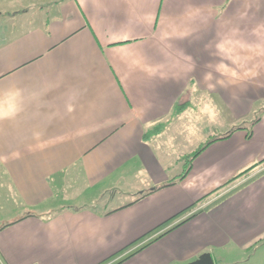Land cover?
<instances>
[{
    "label": "crops",
    "instance_id": "1",
    "mask_svg": "<svg viewBox=\"0 0 264 264\" xmlns=\"http://www.w3.org/2000/svg\"><path fill=\"white\" fill-rule=\"evenodd\" d=\"M256 77L264 0H0V213L19 212L0 215L12 222L0 264L250 263L264 252V162L222 207L161 224L264 158V114L250 137L213 138L185 178L150 189L174 178L157 150L181 119L198 129L203 100ZM144 171L150 186L108 209Z\"/></svg>",
    "mask_w": 264,
    "mask_h": 264
},
{
    "label": "rangeland",
    "instance_id": "2",
    "mask_svg": "<svg viewBox=\"0 0 264 264\" xmlns=\"http://www.w3.org/2000/svg\"><path fill=\"white\" fill-rule=\"evenodd\" d=\"M255 85L249 83V85L243 87H240L238 92L239 94L233 95L230 97H224L222 99L214 97L213 95L208 96L205 100L202 101V108L201 111L203 112L202 115H199L198 118H202V127L205 131L204 134L206 135L205 138H200L199 143L195 142L199 136V132L196 131L198 129H194L193 124L191 121L185 122L183 119H181V123L177 124L176 129L174 130L173 134L171 135L172 140H164L165 142L162 143V147L160 150H157L158 155H160L162 161L166 163L165 165V170L168 173V176L170 178L175 177L176 175H179V173H182L186 167L189 164L188 157H186V154H191L192 151L196 150L197 148L201 147V145L208 143L211 141L213 138L223 136L227 133H231L235 131L238 128H243L245 132L252 131L253 125L259 119L260 117L263 116L264 114V83H263V78L256 77L254 79ZM195 116L193 115L194 118ZM195 119V118H194ZM183 120V121H182ZM181 126L183 129H181ZM210 137V138H209ZM210 139V140H209ZM166 143V144H165ZM165 144V145H164ZM186 152V153H184ZM260 168V166L258 167ZM257 168V169H258ZM250 175V174H249ZM254 175V174H253ZM249 180L247 182H238V179L236 182L230 184H236L239 188L241 187H246L249 185V183H256L257 178L259 176L252 177L247 176ZM246 178V180L248 179ZM149 179L146 172L144 171L143 173H140V175H134V177L131 178V180L126 182V187L125 188H118V191H120L114 195L113 201L108 199L104 201L105 203L108 204V209L110 207H115L122 205L123 203L130 201L133 199L134 195H131L128 193V191H137L150 186L149 185ZM153 184V183H152ZM221 188L220 190L214 191L212 193L217 194L212 198V200H208V202L203 200H196L192 203V205L183 208L180 210L176 216L174 215V218L170 221L175 222L180 220L181 218L186 219L188 217H191L193 214L197 215L203 212V210H214L217 208L222 207L227 199V195L223 196L226 192L222 193L223 190L226 189ZM117 188H115L116 190ZM211 196V195H210ZM104 198H107V195L104 196ZM202 198V197H201ZM257 200H255L256 203ZM9 206H6V208L11 207L12 202H8ZM102 206H105L102 204ZM5 208V207H4ZM10 209V208H8ZM15 213V214H13ZM19 215V212H13L12 210H6V212L1 211L0 215L1 216H9V215ZM11 215V216H12ZM194 215V216H195ZM169 221V222H170ZM1 223V220H0ZM157 230H152L151 232H147L144 236L139 240L138 243L139 245H142L147 242V240L154 238L158 235ZM163 236V235H162ZM134 248V247H133ZM131 248V250H135ZM125 251V250H124ZM222 251V250H220ZM231 250L228 249L227 252L221 253L225 257H233V254L229 253ZM253 251V249L244 251L243 253H240L239 255L235 256L237 257L238 260L246 259L247 256ZM129 250H126L125 252L122 253H128ZM216 253V252H215ZM124 255V254H122ZM121 256V255H115L111 260H108L109 264H113L114 260H116V257ZM117 261V260H116ZM235 261V260H234ZM232 262L231 264H243L245 262ZM173 264H179V263H173ZM216 264H220L219 261H216ZM246 264H264V252L260 251V253L256 254V257L252 259L250 263Z\"/></svg>",
    "mask_w": 264,
    "mask_h": 264
},
{
    "label": "trees",
    "instance_id": "3",
    "mask_svg": "<svg viewBox=\"0 0 264 264\" xmlns=\"http://www.w3.org/2000/svg\"><path fill=\"white\" fill-rule=\"evenodd\" d=\"M257 120H258V119H257ZM256 122H257V121H256ZM256 122H255V123H256ZM240 128H241V127H240ZM158 131H159V128H155V129H153L152 132H153V134H154L155 132H158ZM152 132H151L150 135H152ZM230 134H231V133H227V134H225L223 137H227V136H229ZM251 134H252V131H248L247 136L250 137ZM209 144H210V142L205 143V144L201 145V147H199V148H197L196 150L192 151L191 154H190V153H189V154H186V155H187L186 157H188V161H189V164H187L188 166L186 167V169H185L182 173H180L179 176H177V177L175 176V177L172 178L171 180H168L166 183H163V184H160V185H156V187H153L152 189H150V191H156V189H160V188H163V187H167L168 185H173V184L177 183L179 180L185 178V176L189 173V171H190V169H191V167H192L191 163H192L193 159H194L195 157H197L199 154H201V151H202L203 149H205ZM263 162H264V158L261 159V160H259V162H256V163H254V164L248 166V168H246V169H244V170H242V171H239L236 175H234V177L228 179L224 184L218 186V188L215 189L214 191L220 190L221 188H225V186L230 185V184L236 182L237 179L247 177L251 172H253V170L257 169L260 165H262ZM214 191H213V192H214ZM213 192L208 193V194H205L200 200H201V201H203V200L206 201L207 198H208L210 195H212ZM129 204H133V202H132V203H129ZM194 215H195V214H193L191 217H188V218H186V219L181 220L180 223H177L176 225L170 227L169 230H171V229H173V228H176L177 226H180L184 221H186V220H188V219H191ZM175 216H176V215H175ZM173 218H174V216H173V217H170L169 220L163 222L161 225H165L166 223H168V222H169L170 220H172ZM11 223H12V222H11ZM11 223L9 222V223H7L6 225L1 226L0 228H3V227H5V226H7L8 224H11ZM169 230L164 231L162 234H159V237H161L162 235L168 233ZM128 256H130V255H128ZM120 262H122V260H120ZM120 262H118V263H120Z\"/></svg>",
    "mask_w": 264,
    "mask_h": 264
},
{
    "label": "water",
    "instance_id": "4",
    "mask_svg": "<svg viewBox=\"0 0 264 264\" xmlns=\"http://www.w3.org/2000/svg\"><path fill=\"white\" fill-rule=\"evenodd\" d=\"M185 264H216L210 252H205L194 261Z\"/></svg>",
    "mask_w": 264,
    "mask_h": 264
},
{
    "label": "clouds",
    "instance_id": "5",
    "mask_svg": "<svg viewBox=\"0 0 264 264\" xmlns=\"http://www.w3.org/2000/svg\"><path fill=\"white\" fill-rule=\"evenodd\" d=\"M9 106L11 107V105L9 104Z\"/></svg>",
    "mask_w": 264,
    "mask_h": 264
}]
</instances>
